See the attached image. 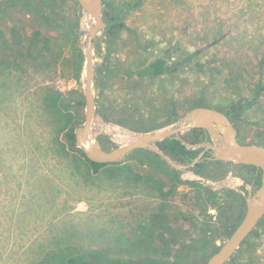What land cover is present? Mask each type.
<instances>
[{"label":"rangeland","instance_id":"1","mask_svg":"<svg viewBox=\"0 0 264 264\" xmlns=\"http://www.w3.org/2000/svg\"><path fill=\"white\" fill-rule=\"evenodd\" d=\"M55 1L57 13L47 8L50 22L45 26L50 35L63 39L59 44L65 47L56 50L58 56H30L25 47L2 54L0 48V264H47L52 255L67 249L97 254L93 264L115 260L146 264L142 258L155 256L154 249L162 247L147 246L142 240L151 216L162 205L158 193L145 183L151 169L141 167L133 152L122 162L127 170L108 166L95 174L86 167L87 178L84 161L66 139L72 124L68 114L75 116L74 109L63 108L60 119L45 109V95L61 92L68 101L83 93L84 82L67 77L64 59L71 55L72 39L76 36L79 46L91 23L83 11L78 12L76 0ZM137 1L109 0L120 6ZM40 2H0V29L9 41L13 19L32 17ZM138 4L139 10L124 11L125 19L135 29L144 25L150 47L139 55L121 47L111 57L120 69L105 78L100 89L95 73L93 90L99 105L95 135L118 147L126 143L123 128L149 131L170 121L174 124L188 102L201 100L202 106L220 111L241 105V140L264 145V0H140ZM94 43L96 65L102 50ZM140 55L148 62L162 57L181 64L176 74L156 80L136 73L129 76L122 68L129 69L132 63L136 67ZM103 130L107 135H101ZM252 175L247 168H232L219 191L230 189L246 198L244 184L252 186ZM190 191V186H180L175 198L166 202V213L182 211L198 219L196 226L180 220L183 226L175 229L186 230L185 245L191 248L183 261L176 260L178 244L171 247L170 257L164 256L169 252L164 249L161 257L155 256L162 264H204L228 239L231 225L220 223L218 211H208L212 219L199 215L184 197ZM207 208L211 210L209 203ZM244 213L238 206L233 220ZM206 225L213 233L203 247L200 228ZM258 230L228 264H264V220ZM198 244L201 248L195 251Z\"/></svg>","mask_w":264,"mask_h":264},{"label":"trees","instance_id":"2","mask_svg":"<svg viewBox=\"0 0 264 264\" xmlns=\"http://www.w3.org/2000/svg\"><path fill=\"white\" fill-rule=\"evenodd\" d=\"M21 0H8L4 1L2 4L8 3V2H17ZM55 0H42V2L36 4L34 6V10H32V17L30 18H18L17 20L13 19V26L9 29V33L11 34V40L9 41L6 37V34L4 30L0 29V48L4 51L2 54H5V51L11 50L13 52V49L15 47H25L27 49V53L30 56H33L35 53L39 54L37 57H41L44 53L51 54L53 57L58 56L59 53L56 52L57 49L61 50L65 47L61 46L59 44V41H63L62 38L52 36L49 34L47 30V26H45L46 23H49V17L45 14L47 8H50L52 10L53 15H56L55 11ZM75 4L78 7V12L81 14L82 10L76 0ZM1 5V4H0ZM50 10V12H51ZM6 16L3 17L5 19ZM70 57L64 59V67L65 71L68 72V78L75 80L77 83L82 82V72H83V62L84 57L82 50L77 44V38L76 36L74 39H72L71 47H70ZM0 54V59L2 58ZM166 61L162 59H158L151 63L149 66L147 73L151 76H158L162 75L166 70ZM201 100H198L197 103L188 102L187 108L185 109V115L190 110L196 108V107H203ZM44 103H45V109L49 110L51 115L54 114V116H57L58 119L61 118L62 113L61 110L66 108L70 111V109H74L75 116H72L71 113H69V123L72 121V124L67 130L66 133V139L69 143V146L71 149L76 151L82 158V160L85 163V166H83L82 170L85 176L87 177L89 175V171L86 167H89L93 173L99 174L103 169H105L108 166H116L121 167V170H127L129 166L122 165L121 163L117 164H98L90 161L82 149L78 148L75 145V130L78 126H80L84 122V97L83 93H78L76 96L71 97L68 101L64 100L63 95L61 92H53L51 94L44 96ZM182 115V116H183ZM181 116V117H182ZM70 118L72 120H70ZM175 122V120H174ZM173 123V121L167 122L163 125H157L152 128V130L163 128L169 124ZM129 128L128 126H126ZM130 129V128H129ZM135 132H148V131H137L133 130ZM149 130V131H152ZM183 139L191 144H198L205 142L209 139L208 133L205 130L202 129H194L186 134H184ZM103 147L107 150H113L116 149L117 146L113 142H111L109 139H100ZM253 144H260L252 142ZM158 146L161 150L165 152L169 157H171L175 162L179 164L188 165L195 161L200 153L203 151V149L200 150H189L184 145H182L178 140L175 138H169L161 143H158ZM137 156L136 161L141 167H148L151 169V174L149 178H145V183L147 186L151 187L153 190H155L158 193V196L160 197L162 201V205L160 207L159 212L155 213L151 216V221L148 226H144L146 230L144 235V238L142 239L145 245L147 246H162L161 248H155L153 251V255L160 256L161 253H164V249L169 250V252H165L164 256L170 257L171 255V247L174 244L177 245V252H176V260L177 261H183V256H186L189 250V247L191 248V245H185L186 242V230L180 228L177 232L178 226H183V224H180V220H183L185 222H191L192 224H195V226L199 223L198 219L195 217L189 218L185 212L178 211L177 213H173V216L166 213V210H168L169 206L166 202H169L170 200L175 198V195L177 194L178 188L180 186H190L192 188V191L188 193H184V197L189 198L192 207L194 209L199 210V215L203 216L204 218L208 217L212 219L213 217L207 216L208 211H218L219 212V221L222 223V225L228 224L230 226L229 235L228 237L234 232V230L237 228V226L240 224V222L243 219L244 214L238 215L236 219L234 218L235 208L238 206H242L243 209H246V202L245 198H243L240 194L237 192L230 190V189H224L221 191H215L212 188L208 186H204L202 184L198 183H187L183 181L180 177V173L176 170L172 169L164 160H162L157 154L146 150V149H139L134 152ZM133 153V154H134ZM121 165V166H120ZM236 167H242L247 168L253 172L252 179L250 182L253 183L254 191L258 189L260 186V175L261 172H258L257 169L253 166H242V165H236L232 163H226V162H212V161H202L201 163L197 164L194 168H192V171L205 179H209L212 181H220L223 180L227 174L231 171L232 168ZM112 172V171H111ZM158 177V178H157ZM88 178V177H87ZM137 179L143 180L142 177L137 176ZM247 193V192H246ZM221 199L224 201L221 202L219 205ZM166 203V204H165ZM207 203L210 204L211 210H208ZM225 220H223L224 218ZM234 221V223L232 222ZM228 226V227H229ZM176 229V230H175ZM203 232V239L200 240L201 244L204 247V244L207 245V239L210 238L211 234L213 233V230L211 227L200 228ZM144 233V232H143ZM140 238V237H138ZM206 241V242H205ZM209 242V241H208ZM180 246V247H179ZM187 246V247H186ZM194 250L199 251L201 248V245L198 244L197 247H193ZM220 246L216 247L213 251V253L209 256V258L216 253L219 250ZM185 252V253H184ZM97 254H89V253H76V251H71L69 249L60 252L59 254L52 255L51 259L48 261L47 264H93ZM155 256L147 255L143 262L146 264H162L159 262V260H156ZM161 257V256H160ZM159 257V258H160ZM208 258V259H209ZM208 259L204 262L208 261ZM111 264H135L133 262H128L125 260H115ZM164 264H167L165 262ZM176 264V263H175Z\"/></svg>","mask_w":264,"mask_h":264},{"label":"water","instance_id":"3","mask_svg":"<svg viewBox=\"0 0 264 264\" xmlns=\"http://www.w3.org/2000/svg\"><path fill=\"white\" fill-rule=\"evenodd\" d=\"M8 0H0L4 2ZM81 10L90 18L91 23L79 47L82 50L84 63L82 72L84 97V122L75 130V145L82 149L86 157L98 164H117L123 162L130 154L146 149L157 154L172 169L180 173L181 179L187 183H198L219 191L224 186L222 181L214 182L196 175L192 168L202 161L226 162L242 166H253L260 175V186L254 191L247 186L246 209L242 221L228 237L220 244L219 250L214 253L206 264H227L240 250L245 241L255 231L264 219V145L242 143L237 139V130L226 113L208 107H196L180 117L176 123L163 128L135 132L123 128L125 144L116 149L107 150L103 147L99 137L95 135L94 121L96 117V99L93 90L95 75V56L93 41L97 34L104 30L106 24L103 19L102 0H77ZM86 38L88 45H82ZM194 129H202L208 133L209 140L198 144H191L183 139V135ZM101 135H107L103 130ZM169 138H175L189 150L203 149L198 158L188 165L179 164L169 157L158 146ZM211 155L205 158V154ZM190 175V176H188ZM227 187V186H226Z\"/></svg>","mask_w":264,"mask_h":264},{"label":"flooded vegetation","instance_id":"4","mask_svg":"<svg viewBox=\"0 0 264 264\" xmlns=\"http://www.w3.org/2000/svg\"><path fill=\"white\" fill-rule=\"evenodd\" d=\"M139 1H137L135 4H130L129 2H125L123 5L120 6V5L115 4V2H109V0H102L103 19L106 24V27L104 30L100 31L97 34L95 38V43H94L95 49L97 48V49L102 50V53H101L102 59L99 62V64H97V61H96V65H95V73H96V77L98 78L97 85H99L98 89L102 87L105 78L119 71L120 67L113 66V62H112L113 60L111 57L112 55H115L121 47L125 46L126 49L128 50L127 53L132 54V55L143 54L144 51L148 50L150 47L149 37L146 35V33H148V30L147 32L146 30H144V25H142L139 29L132 28L129 24H127V20L125 19V15H124V11L133 12L135 10H139L140 9L138 7ZM105 40H106V43H105ZM103 41L105 44H103ZM158 59H162L166 61L167 67H166L165 72L162 75L176 74V71H177L176 66L178 65L180 66L181 64L180 61L177 62L175 60L168 62L166 59L162 57H158L154 61ZM152 62H148L147 59H145L142 55H140L138 57V60L134 62L136 64V67L132 63L129 66L130 67L129 69L122 68V70L126 71V73L129 76H132L134 73H136V75L139 77L149 78L151 77V75L147 73V70ZM162 75L152 76V78L156 80V79H159ZM99 94H100V90H99ZM98 106H99L98 101L96 100V107L98 108ZM239 106L240 107H237V108L234 106H231L227 109H223L222 111L226 113L229 120L231 121L235 129L237 130L238 141L242 143H250V142H245L241 140L242 129L240 128L239 123L241 122L240 108L242 107L241 105ZM210 155L211 154L207 152L205 154V158L210 157ZM263 220L257 226L259 230H260V226H262ZM254 232L252 234H254ZM236 255L234 257H236ZM234 257L231 260H233Z\"/></svg>","mask_w":264,"mask_h":264},{"label":"bare ground","instance_id":"5","mask_svg":"<svg viewBox=\"0 0 264 264\" xmlns=\"http://www.w3.org/2000/svg\"><path fill=\"white\" fill-rule=\"evenodd\" d=\"M95 38H96V37H95ZM94 40H95V39H94ZM93 43H94V41H93ZM85 44H86V46L88 45L87 40H85ZM86 46H85V47H86Z\"/></svg>","mask_w":264,"mask_h":264}]
</instances>
